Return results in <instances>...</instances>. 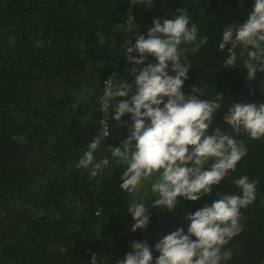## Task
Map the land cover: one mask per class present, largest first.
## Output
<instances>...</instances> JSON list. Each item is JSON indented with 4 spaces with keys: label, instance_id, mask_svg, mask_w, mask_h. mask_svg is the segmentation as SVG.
<instances>
[{
    "label": "trees",
    "instance_id": "16d2710c",
    "mask_svg": "<svg viewBox=\"0 0 264 264\" xmlns=\"http://www.w3.org/2000/svg\"><path fill=\"white\" fill-rule=\"evenodd\" d=\"M253 2L155 0L148 7L129 0H0V264H89L92 253L115 264L133 240L147 236L154 246L181 226L186 213L218 198H180L183 206L174 213L153 209L148 231L133 233L126 214L133 197L118 186L122 167L91 179L76 163L102 131L104 113L96 101L103 83L112 76L134 79L123 51L127 39L134 44L154 19L171 18L178 9L209 40L185 54L193 69L184 91L190 95L198 87L205 99L223 97L213 128L225 127L233 98L261 100L264 73L248 81L241 69H220L224 54L218 49L223 28L243 23ZM129 15L135 17L131 25ZM108 122L114 130L104 146L119 147L128 129ZM237 139L248 155L231 178L247 175L258 184L255 202L241 210L243 231L227 246L234 249L230 264H264V139ZM104 156L110 153H97V159ZM225 190L237 191L231 179L217 189Z\"/></svg>",
    "mask_w": 264,
    "mask_h": 264
},
{
    "label": "clouds",
    "instance_id": "9594fccd",
    "mask_svg": "<svg viewBox=\"0 0 264 264\" xmlns=\"http://www.w3.org/2000/svg\"><path fill=\"white\" fill-rule=\"evenodd\" d=\"M154 2L129 0L148 7ZM129 17L131 25L135 17ZM208 43L184 8L171 18H156L146 36H136L123 50L134 79L109 77L97 97L98 112L105 114L102 131L88 141L76 168L95 179L109 167H122L118 186L133 197L126 206L133 233L148 231L153 209L174 213L183 206L180 198L195 203L213 193L218 197L186 213L181 226L154 246L147 236L133 240L115 264H230L233 259L234 249L227 246L243 231L241 210L255 202L258 184L247 175L231 178L248 155L237 136L264 139V88L259 101L233 98L222 118L225 127L213 128L217 113L224 110L223 97L205 99L198 87L190 95L184 91L193 69L185 54L189 47L198 52ZM218 49L224 54L220 69H241L248 81L264 73V0H254L243 23L233 21L223 28ZM109 117L116 126L127 127L128 135L119 147L106 149L114 130ZM102 149L110 156L97 159ZM228 179L237 191H217ZM89 264H105V257L92 253Z\"/></svg>",
    "mask_w": 264,
    "mask_h": 264
},
{
    "label": "built area",
    "instance_id": "2783aa9c",
    "mask_svg": "<svg viewBox=\"0 0 264 264\" xmlns=\"http://www.w3.org/2000/svg\"><path fill=\"white\" fill-rule=\"evenodd\" d=\"M130 40L129 39H127V41H126V43H125V45H124V49H126V47L128 46V42H129ZM105 118V114H104V116H103V119ZM108 120H109V118H108ZM96 254V256H97V258H98V254L97 253H95Z\"/></svg>",
    "mask_w": 264,
    "mask_h": 264
}]
</instances>
